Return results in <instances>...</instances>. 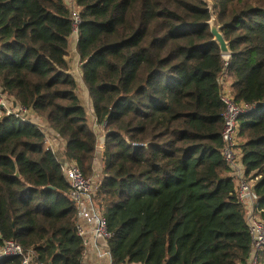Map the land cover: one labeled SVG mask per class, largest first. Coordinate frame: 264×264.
I'll return each instance as SVG.
<instances>
[{"label": "trees", "instance_id": "obj_1", "mask_svg": "<svg viewBox=\"0 0 264 264\" xmlns=\"http://www.w3.org/2000/svg\"><path fill=\"white\" fill-rule=\"evenodd\" d=\"M213 2L230 57L213 41L203 0H77L76 55L105 125L94 196L110 264H249L251 231L222 154L219 79L227 69L231 95L251 108L236 148L264 221V0ZM73 30L64 0H0V89L64 144L54 152L30 117H1L0 249L15 241L47 264H85L58 164L91 177L98 145L72 73Z\"/></svg>", "mask_w": 264, "mask_h": 264}, {"label": "built area", "instance_id": "obj_2", "mask_svg": "<svg viewBox=\"0 0 264 264\" xmlns=\"http://www.w3.org/2000/svg\"><path fill=\"white\" fill-rule=\"evenodd\" d=\"M64 3L70 11V19L74 24L72 38L77 44L78 27L81 23L79 6L77 0H64ZM228 79L227 69H225L219 79V84L222 87L220 96L225 105V125L222 133L224 148L222 154H224V158L230 167L231 176L237 183L238 197L245 207L247 224L251 231L252 255L249 264H260V253L264 248V221L259 216V212H257L258 203L257 194L254 192V182L247 178L240 161V154H238L236 148L239 133V117L249 109L251 110V108L240 106L236 103L234 97L231 95V83ZM30 114L31 111L16 105V101L9 98L0 89V118L6 115L26 121L30 117ZM94 119L96 127L98 126V129L101 131L99 136L96 132L95 135L98 138L97 149H101L102 154L105 145V125H98V120ZM58 164L64 177L70 183L69 197H71L76 206V232L84 243V263H86V259L90 254H94L99 262L110 259L111 254L108 241L111 235L108 231L106 217L100 214L95 205L94 175L85 177L78 166L62 158L58 160ZM15 257L21 258L22 264H47L39 260L33 249H25L15 241H7L5 246L0 249V261Z\"/></svg>", "mask_w": 264, "mask_h": 264}, {"label": "rangeland", "instance_id": "obj_3", "mask_svg": "<svg viewBox=\"0 0 264 264\" xmlns=\"http://www.w3.org/2000/svg\"><path fill=\"white\" fill-rule=\"evenodd\" d=\"M71 45H70V54H69V59L70 61H72V66L74 68V66L78 67V58L76 55V42L73 38H71L70 40ZM76 78H77V73L75 74ZM79 95L81 97L82 100H84V103L86 105V108L89 111V119H90V123L91 126L93 127V129H95L96 134L99 136L101 134V131L98 129V126L96 127V121L94 118H92L93 114H92V106H91V100L89 99L87 92H86V87L85 85H82L79 88ZM32 116V117H31ZM30 118L35 120L37 125L46 130L47 133V146L51 147L55 152L57 151H61V149L63 148L64 144L61 140L57 139L56 136L53 134V132L49 129L47 121L42 117V116H36L33 113L30 114ZM1 119V118H0ZM101 149H97L96 152V156H95V168H94V193L96 190V187L98 186V183L100 182V180L103 178L102 177V157H101ZM85 264H110V262L108 260H103L102 262H99V260L96 258V256L94 254H90L87 259H86V263Z\"/></svg>", "mask_w": 264, "mask_h": 264}, {"label": "water", "instance_id": "obj_4", "mask_svg": "<svg viewBox=\"0 0 264 264\" xmlns=\"http://www.w3.org/2000/svg\"><path fill=\"white\" fill-rule=\"evenodd\" d=\"M203 2L207 6L210 13L211 20L208 22V25L210 27V33L212 35L213 41L219 46L221 55L223 57H230L232 52L230 50L229 42L226 40V38H224L222 33V25L215 15L214 2L213 0H203ZM16 176L19 177L18 172L16 173Z\"/></svg>", "mask_w": 264, "mask_h": 264}, {"label": "crops", "instance_id": "obj_5", "mask_svg": "<svg viewBox=\"0 0 264 264\" xmlns=\"http://www.w3.org/2000/svg\"><path fill=\"white\" fill-rule=\"evenodd\" d=\"M77 58H78V56H77ZM77 61H78V67L74 66V68L72 70V73H73L76 81H79V88H80L82 85H85V82H84V80H82L81 63L79 61V58H78ZM76 73H77V78H76V75H75ZM86 92H87V95H88L87 88H86ZM88 97H89V95H88ZM92 118H94V116H92ZM94 168H95V164H94Z\"/></svg>", "mask_w": 264, "mask_h": 264}]
</instances>
